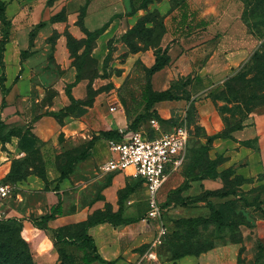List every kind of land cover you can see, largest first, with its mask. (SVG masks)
Returning a JSON list of instances; mask_svg holds the SVG:
<instances>
[{
  "label": "rangeland",
  "instance_id": "obj_1",
  "mask_svg": "<svg viewBox=\"0 0 264 264\" xmlns=\"http://www.w3.org/2000/svg\"><path fill=\"white\" fill-rule=\"evenodd\" d=\"M204 1L207 0H103L104 6H108L104 25L86 34L80 25L89 0H0L5 17L4 22L0 20V78L9 79L6 86L12 91L0 109V136L20 132L24 140L13 138L14 143L0 146V156L9 149L16 156L10 162L14 175L9 178L8 172L3 179L12 188L11 201L18 200V178L32 168L29 175L44 174L50 181L49 187L43 185L40 191L29 195L28 202L36 214L44 211L49 204L52 181L71 159L86 151L93 139L87 165L82 167V173L89 175L79 190L73 185L62 193L63 212L89 206L92 214L108 217L121 206L133 218L146 216L145 193L140 182L122 177L115 185L119 174L101 173L100 166L109 157L107 136L102 133L120 130L149 133L152 120L161 129L185 123L190 133L188 161L160 190V207L164 210L160 221H141L144 232L139 235L144 234L145 243L138 249L139 259L156 237L160 224L167 233L155 250L157 261L144 259L140 264L176 260L239 243L241 230L246 229L253 230L251 234L263 247L261 254L264 249L261 175L257 180L235 177L236 168L223 165L225 158L213 151L215 141L211 138L227 136L232 129L240 128L254 108L264 105V54L255 63L251 59L256 49L206 92H201L203 87L196 77L180 79L170 92L172 99L188 101L193 97V101L186 109L182 103L172 108L176 117L170 119L158 115L156 103L149 100V74L139 59L141 52L157 46L161 34H185L181 26L184 19L197 21L205 10H212L215 0H208L209 4ZM230 1L220 0L215 13L221 15ZM237 2L242 13L244 6ZM255 32L264 34L260 28ZM58 34L65 35V54L61 55L64 64L57 60ZM155 53L162 58V53ZM76 77L84 86V96L78 101L84 106L71 103L65 92ZM35 129L53 135L43 141L36 137ZM208 165L216 171L212 179L202 174ZM74 169L80 173L76 165ZM193 174H197L195 180L190 179ZM105 189H109L106 195ZM217 190L230 195L215 197L213 192ZM10 200L0 205V225L15 229L7 264H83L75 246H70L69 250H73L70 253L64 244H55L54 234L46 233L45 238L36 231L40 228L30 222L34 214L10 224L7 220L11 218L6 217ZM24 222L31 223L33 228L26 229ZM77 228L71 225L61 234L73 236ZM7 234H0V243Z\"/></svg>",
  "mask_w": 264,
  "mask_h": 264
},
{
  "label": "crops",
  "instance_id": "obj_2",
  "mask_svg": "<svg viewBox=\"0 0 264 264\" xmlns=\"http://www.w3.org/2000/svg\"><path fill=\"white\" fill-rule=\"evenodd\" d=\"M219 1L215 0L212 10L211 8L205 10L197 21L192 20L190 22L189 19H184L181 26L185 34L176 32L161 34L155 48L141 52L139 59L147 69L151 68L155 63L154 51L156 49L165 52L169 58V63L149 78L151 89L154 92L160 93L171 88V91H173L176 82L188 76L199 79L203 87L201 92H206L215 87L217 83H220L232 69L243 64L258 48L259 41L248 33L240 20L241 10L239 2L231 0L226 7V11H223L221 15H217L215 7ZM204 3L209 4V1H204ZM106 7L108 6L107 4L104 6L103 0H89L83 17V24L87 31H93L104 25V16L107 13ZM56 43L58 48L57 55L60 56L57 60L59 63L64 64V56L61 57V55L65 54V35L58 34ZM8 44H12V42L9 41ZM8 83L9 79L6 80L5 78L4 85L8 89L5 100L12 93L10 86H6ZM84 93V86L80 82L70 89V95L76 101H81ZM192 101L193 97L188 101L186 99L162 101L156 103L155 110L163 119L175 118V112L171 109L179 103L185 105L184 109H186ZM36 126L38 128L39 124ZM34 131L36 132V137L43 141L53 135L52 132L48 133L41 129H35ZM13 138L10 140L12 143H14ZM214 141L213 151L225 158V163L223 164L225 167L236 168V175L244 179L254 178V180H257L256 177L261 175L259 183L264 186V105L254 108L241 124V128L229 133V138H220ZM244 142H248L250 145H243ZM8 151L0 156V178L2 180L10 170L11 159L16 157L11 155V153H14L13 149ZM89 157L76 165L79 167L80 173L77 171L73 172L63 180H59L58 174L57 179L52 181L50 185V195L47 197V203L49 204H47L48 206L44 211L41 210L38 214H36L33 205L28 202L30 201L29 195L32 192L40 191L43 185L44 187H49L48 183L50 181L48 177L45 176L46 183L34 175H28L25 179L17 182L19 193L16 194V199L20 200L22 205H19L18 200L14 199L11 201L9 199L11 202L8 204L9 208L6 217L19 220L26 217V215L34 214V219H39L47 214L49 208L56 204L58 198L69 187L74 185L73 188L79 190L80 185H84L89 174L82 173V167L87 165L86 161ZM241 161H245L244 165L239 166L238 164ZM115 174H119L115 178V185L120 182L122 177H127L124 173ZM108 191L109 189H105L103 194L106 195ZM17 208L21 210H17ZM91 215L92 212L89 206L76 209L71 213L63 212L60 217L43 224V229L36 231L47 238L46 233L53 235L56 230L83 223ZM122 217L133 218L129 211L124 209L122 210ZM142 223L139 221L117 227L102 223L89 228L87 236L93 240L97 254L104 262L135 264L139 260L138 249L145 243L142 240L144 234L139 235L140 232H144ZM23 224H26V229L28 230L29 226L33 228L29 222H24ZM251 231L253 230H241V241L239 243H232L198 255H186L176 260L172 259L157 264H264V249L259 254L260 247H263L258 245L257 238L255 234H251ZM53 241L55 242V239ZM57 244L58 246L60 245V243ZM65 246L68 252L73 253V250H69L70 245ZM77 251L81 253L79 258L81 259L82 252L78 249Z\"/></svg>",
  "mask_w": 264,
  "mask_h": 264
},
{
  "label": "built area",
  "instance_id": "obj_3",
  "mask_svg": "<svg viewBox=\"0 0 264 264\" xmlns=\"http://www.w3.org/2000/svg\"><path fill=\"white\" fill-rule=\"evenodd\" d=\"M149 133L119 131L120 138L105 141L109 157L100 166L102 174L124 173L140 181L145 193L147 212L145 219L160 221V190L163 185L187 163V143L190 137L185 123L161 129L155 120L150 121ZM12 196V188L0 178V205ZM1 214V212H0ZM167 229L158 226L156 237L149 243L146 253L135 263L157 261L155 250L162 244Z\"/></svg>",
  "mask_w": 264,
  "mask_h": 264
},
{
  "label": "trees",
  "instance_id": "obj_4",
  "mask_svg": "<svg viewBox=\"0 0 264 264\" xmlns=\"http://www.w3.org/2000/svg\"><path fill=\"white\" fill-rule=\"evenodd\" d=\"M239 1L244 6V10L241 13V17H240L242 24L245 26L248 33L251 34L255 39H257L260 42L256 53L252 56V59H251L255 63H258V61L263 58L260 55L264 54V34L259 35L260 33H256L255 30H257V28L264 30V0H239ZM248 7H249V12L247 10ZM247 14H248V16H247ZM83 15H84V12H83ZM0 20L2 22L5 21L4 8H3V5L1 3H0ZM80 26L83 28V30L85 31L86 34L91 33L85 29L82 16H81V25ZM155 52L162 53V58H158L155 55L156 54ZM154 56H155L154 65L149 69L145 68V70L149 74V78L152 74L163 69L169 63V58L166 56L165 52L161 51L160 49H156L154 51ZM78 82H80V80L76 77L75 81L66 87L65 92L69 96L71 103H79V105L84 106L82 102H78V101L74 100L70 95V89L75 84H77ZM4 83H5V77L0 78V94H1L0 109H2L5 106V104H6L5 97L8 93V89L5 87ZM171 90H172V88L167 90V91L160 92V93L154 92L151 89V86L149 83V96H150L149 100L153 103H159L162 101H171V100H173L172 95H170ZM88 91L89 90H88V86H87V88H86V96L87 97H88ZM237 129H239V128L232 129L231 131H234ZM29 132L31 133V130H29ZM229 133L227 136H224V137L212 136L211 140L214 141V140L220 139V138H229ZM102 135L107 136V138L105 140L112 139V138H120V135L118 134V132H103ZM13 137L18 138V140L20 142L21 141L24 142L23 136H21L20 132H8L5 138H2L0 136V143H2V144L9 143L11 138H13ZM209 142L210 141L208 140L207 144ZM92 144H93V139H91L89 141L88 148L86 149V151L83 154L78 155L75 158L71 159L68 164H66L64 167L61 168V170L59 172V180H63L65 178H67L70 174H72L74 172L75 165H77L78 163H81L84 159H86L89 156V154H90L89 151L91 149ZM243 145L249 146L250 143L244 142ZM187 161H188V159H187ZM27 170H28V172L23 177L18 178V180H17L18 182L25 179L29 175L28 174L29 171L30 170L32 171L33 169L28 168ZM14 173H15L14 169L12 167H10L8 177L12 178ZM202 174H203V177L208 178V179H212L216 176V171H215V168H213V166L209 167V165H208V169L207 170L204 169ZM196 175L197 174L191 175L190 179L195 180ZM37 176L44 183H46V179H45L44 174L37 175ZM235 177H239V176H235ZM241 179H244V178H241ZM138 182H140V181H138ZM213 195L215 197L222 198V197H226L227 195H230V194L221 192L220 190H217V191L213 192ZM178 201H179V203H181L183 201V198H180ZM62 214H63L62 202H61V199L58 198L56 204L49 208L47 214H45L44 216H42L39 219H30V222L32 224H34V226H37L40 229H43V226H42L43 224L47 223L48 221L54 220L57 217H60ZM93 215L94 214H92L87 219V221L75 225L76 227L78 226L79 228H77V230L73 236H64L61 234V232L68 229V226L54 231L53 236L55 239V244L60 243V245L64 244V245L75 246L79 251L82 252L81 261L83 262V264H93V263L112 264V262H104L99 257V255L97 254L95 245L93 243V240L87 236V230L89 228L95 226V225L102 224V223H107V224L111 225L112 227H117V226H121V225H129L132 223L142 221L143 219H145V216L138 218V219H136V218H123L121 206L119 207L117 212L110 214L111 216H108V217H100V216H98L99 214H96L94 216ZM95 216H97V217H95ZM7 221L10 224H14L18 220L11 218ZM14 230L15 229L13 226L0 225V234H4L5 232H8V234L4 237L3 242L0 243V257H1L0 258V264H7L9 261L8 251L12 245V234H13Z\"/></svg>",
  "mask_w": 264,
  "mask_h": 264
}]
</instances>
